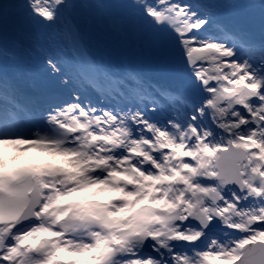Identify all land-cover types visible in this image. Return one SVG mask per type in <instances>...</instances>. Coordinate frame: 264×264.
Returning <instances> with one entry per match:
<instances>
[{
	"label": "snow or ice",
	"instance_id": "obj_1",
	"mask_svg": "<svg viewBox=\"0 0 264 264\" xmlns=\"http://www.w3.org/2000/svg\"><path fill=\"white\" fill-rule=\"evenodd\" d=\"M0 264H264V0H0Z\"/></svg>",
	"mask_w": 264,
	"mask_h": 264
},
{
	"label": "rangeland",
	"instance_id": "obj_2",
	"mask_svg": "<svg viewBox=\"0 0 264 264\" xmlns=\"http://www.w3.org/2000/svg\"><path fill=\"white\" fill-rule=\"evenodd\" d=\"M9 2H11V0H9ZM94 27L99 28L96 26ZM111 34L113 35L114 39L117 41H110L109 39H104L102 42H99V43L96 42L95 44H96V48H98L100 52L105 53V54H109L106 51L113 53L112 54L113 56L111 55V58L114 57L117 60L113 62L111 59V61L115 65L124 66L125 58H127L128 60H130L131 64L139 63L140 66L142 65L143 70L150 74L161 73V75H163V78L174 80L172 71H166L161 67L160 58L158 55L156 56L154 52H150V55H147L146 50H143L140 47L134 46L132 42L125 41L121 37L113 34L112 32ZM111 46L112 48L113 47L115 48L112 49ZM138 55L145 56L146 60L138 62V58H137ZM152 56L153 58H150Z\"/></svg>",
	"mask_w": 264,
	"mask_h": 264
},
{
	"label": "bare ground",
	"instance_id": "obj_3",
	"mask_svg": "<svg viewBox=\"0 0 264 264\" xmlns=\"http://www.w3.org/2000/svg\"><path fill=\"white\" fill-rule=\"evenodd\" d=\"M104 59H105V61L107 62V63H110V61H109V57H106L105 55H104ZM111 64V63H110ZM11 151V150H10ZM7 154V153H6ZM35 159H36V161H37V163H44V161H43V159H41V155L40 154H35ZM56 161H59V160H62L63 161V159L62 158H59L58 157V159L56 158L55 159ZM65 164V163H64Z\"/></svg>",
	"mask_w": 264,
	"mask_h": 264
}]
</instances>
